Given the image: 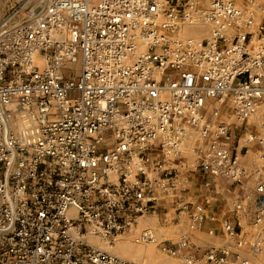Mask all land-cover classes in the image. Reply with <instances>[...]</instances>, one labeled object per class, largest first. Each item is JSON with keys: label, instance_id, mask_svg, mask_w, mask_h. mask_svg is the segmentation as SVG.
Segmentation results:
<instances>
[{"label": "built area", "instance_id": "1", "mask_svg": "<svg viewBox=\"0 0 264 264\" xmlns=\"http://www.w3.org/2000/svg\"><path fill=\"white\" fill-rule=\"evenodd\" d=\"M205 5L38 0L27 20H0V264H138L89 237L114 244L171 194L177 174L167 162L180 156L185 126L209 143L199 159L209 178L242 181L226 140L264 98V35L230 41L226 32L253 21L232 0ZM196 19L215 24L213 35L179 38ZM222 108L236 124L218 120ZM256 192L259 226L264 184ZM205 218L195 207L190 228ZM188 248L183 239L168 253L197 264ZM229 256L207 250L200 259L226 264Z\"/></svg>", "mask_w": 264, "mask_h": 264}, {"label": "rangeland", "instance_id": "2", "mask_svg": "<svg viewBox=\"0 0 264 264\" xmlns=\"http://www.w3.org/2000/svg\"><path fill=\"white\" fill-rule=\"evenodd\" d=\"M232 1L235 7L243 12L244 20H252L253 24L251 26H242L243 28L240 32L229 30L228 33L226 32V36L232 41L235 39L234 37L236 35L246 34L248 35L247 39L251 37V42L256 43L259 41L258 39L260 36L262 34L264 35V0ZM205 3V7L208 8L209 0H205ZM37 4L38 0H0V20H5L7 18H12L14 22L27 20L30 11ZM203 5L204 4H202V6ZM196 23L206 27L208 30L207 36L201 38L185 37L182 35V30L189 26L187 23V25L182 27L179 38L201 42L211 37L214 29H216L215 24L208 23L205 20L196 21L192 24L195 25ZM261 27L263 28L261 29ZM68 75L69 73H67L66 76L68 77ZM222 113V116L218 119L219 121H224L231 125L233 123L236 124L229 111L222 108ZM263 122L264 98L257 103L254 113L247 118L243 124L232 126L233 130L229 139L226 140V143L231 147L233 153L238 154L240 161H246L244 167L245 174L241 182L245 189L250 192L246 201L238 202L244 204L242 205V210L249 216L247 224H245L242 230H233L232 228V234H234V236L229 235L231 233L228 234L224 226H222L225 237L222 239L223 245L218 243L217 246L226 245L232 253L226 264H239L242 260H251L250 258L254 260L253 262L255 264H264V221L259 226H255L258 200L256 188L258 183L264 184ZM184 128L187 134L181 146V154L178 157L168 159L167 165L170 169H175V165L181 162L189 167H195L194 169H196L199 174L202 173V175L208 176L203 168L200 167L199 159L207 150L209 143L207 140H203L197 131L191 130L188 126ZM241 128L245 129V133L243 134L245 135V140L242 141V150H237L239 138L237 132L241 130ZM252 135L258 136V139L248 142L249 137ZM166 200L167 198L160 200L151 213L140 217L137 219L134 226L119 234L115 238L114 244H109L108 240L98 237L91 236L89 238H93L97 241L98 244L95 243L96 245H93L97 246L99 249L138 264H183L181 260L176 259V256L169 254L168 250L177 247L180 241L186 239L187 234L193 231L190 228L191 216L187 218L184 214L180 215V212L184 210L183 207L178 209L172 208L167 204ZM235 204H237V202L232 204V209ZM168 209L169 213L167 214ZM162 213L164 216L160 215ZM145 233H148L152 237V240L144 239L143 236ZM259 233L263 234L261 238V251L260 254L254 255L252 246ZM119 245L125 246L126 253H122L119 250Z\"/></svg>", "mask_w": 264, "mask_h": 264}, {"label": "crops", "instance_id": "3", "mask_svg": "<svg viewBox=\"0 0 264 264\" xmlns=\"http://www.w3.org/2000/svg\"><path fill=\"white\" fill-rule=\"evenodd\" d=\"M244 131L245 129L241 128L237 132L239 137L237 150H242V141L245 140ZM240 165L244 169L246 161L241 160ZM194 168L181 162L175 165L177 174L175 187L166 200L167 204L172 208L183 207L184 210L180 212V215L184 214L187 218H190L197 205L205 208L206 218L202 226L194 230L191 229L193 231L186 236L189 248L188 252H184V255L196 257L198 259L197 264H204L200 257L202 256L201 253L207 250H228L230 258L232 253L226 245L217 246L218 243L223 245L222 239L225 234L222 226L225 229L227 226H231L233 230H242L247 224L249 216L243 212L242 208L237 209L236 205H244L238 202L246 201L250 192L245 189L242 182L236 183L220 178L210 179L207 175L199 174ZM207 183H209V186H207ZM235 202L237 204L232 209L231 206ZM160 215L164 216L163 213ZM176 259L184 262L183 255L176 256Z\"/></svg>", "mask_w": 264, "mask_h": 264}, {"label": "bare ground", "instance_id": "4", "mask_svg": "<svg viewBox=\"0 0 264 264\" xmlns=\"http://www.w3.org/2000/svg\"><path fill=\"white\" fill-rule=\"evenodd\" d=\"M29 17H30V15H29ZM200 20L203 21V19H196L195 21L193 20V22L188 23L189 26L183 28L182 35H184L185 37H188V38H192V37L201 38V37L207 36L208 35V30L206 29V27H204V25H199V23L198 24L196 23L195 25L192 24V23H195L196 21L198 22ZM201 24H204V23H201ZM69 63L66 64V65H68V67H71L73 65H74V67H76V66L78 67L79 66L78 63H72V64H69ZM75 64H77V65H75ZM151 239H152V237H151ZM89 242L91 244H95V243L98 244L97 241L95 239H93V238H89ZM105 244H107V243H105ZM119 248H120L119 250L122 253H126V249H125V246L124 245H119ZM250 259L252 261H254L252 258H250Z\"/></svg>", "mask_w": 264, "mask_h": 264}]
</instances>
